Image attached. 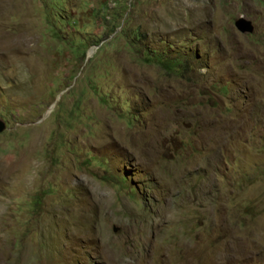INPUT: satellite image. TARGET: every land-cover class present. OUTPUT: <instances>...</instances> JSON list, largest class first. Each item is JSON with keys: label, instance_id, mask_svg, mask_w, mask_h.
I'll return each instance as SVG.
<instances>
[{"label": "rangeland", "instance_id": "rangeland-1", "mask_svg": "<svg viewBox=\"0 0 264 264\" xmlns=\"http://www.w3.org/2000/svg\"><path fill=\"white\" fill-rule=\"evenodd\" d=\"M0 119V264H264V0H0Z\"/></svg>", "mask_w": 264, "mask_h": 264}, {"label": "water", "instance_id": "water-1", "mask_svg": "<svg viewBox=\"0 0 264 264\" xmlns=\"http://www.w3.org/2000/svg\"><path fill=\"white\" fill-rule=\"evenodd\" d=\"M235 28L241 33H250L254 27L250 20L240 16L234 21ZM5 128V123L0 119V132Z\"/></svg>", "mask_w": 264, "mask_h": 264}]
</instances>
